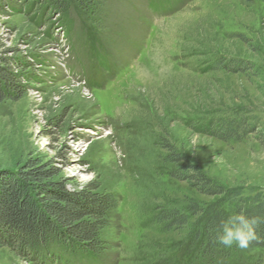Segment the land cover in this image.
I'll return each mask as SVG.
<instances>
[{
  "label": "rangeland",
  "instance_id": "obj_1",
  "mask_svg": "<svg viewBox=\"0 0 264 264\" xmlns=\"http://www.w3.org/2000/svg\"><path fill=\"white\" fill-rule=\"evenodd\" d=\"M174 3L106 0L97 14L76 6L70 28L39 8L0 12V52L26 56L36 75L23 98L0 105V170L37 158L72 190L94 182L116 194L100 264L196 263L199 218L168 231L154 217L218 197L174 169L193 165L228 188L264 189V0ZM220 57L249 68L208 70ZM241 115L257 129L239 142L188 126ZM260 252L231 251L217 264H252ZM0 264L30 263L4 247Z\"/></svg>",
  "mask_w": 264,
  "mask_h": 264
},
{
  "label": "trees",
  "instance_id": "obj_2",
  "mask_svg": "<svg viewBox=\"0 0 264 264\" xmlns=\"http://www.w3.org/2000/svg\"><path fill=\"white\" fill-rule=\"evenodd\" d=\"M105 3L106 0H0V12H6V8L24 7L29 11L39 8L40 17L57 13L70 28V15L76 6L87 14H97ZM181 3L182 0H175L171 8ZM151 4L154 11L165 7L158 2ZM247 64L220 57L211 62L208 70L241 71L249 68ZM32 68L26 56L0 52V105L18 101L28 93L29 82L36 78ZM250 120L244 115L232 119L212 117L204 122L189 121L188 126L226 142H239L255 133L256 123ZM172 160L180 161L176 156ZM171 175L188 181L202 194L218 197L205 206L193 202L183 209L162 208L154 217L168 231L187 227L190 218H199L194 224L198 228L193 240L199 248L195 253L203 259L195 255L193 263L217 264L218 257L244 250L217 245L215 228L221 219L239 211L264 220V189L228 188L193 165L174 169ZM66 181L51 163L32 157L14 171L0 170V248L13 249L30 264H100V258L109 250L102 234L111 226L119 197L101 191L94 182L72 190ZM257 235L249 249L261 252L252 264H264V223L257 228Z\"/></svg>",
  "mask_w": 264,
  "mask_h": 264
},
{
  "label": "clouds",
  "instance_id": "obj_3",
  "mask_svg": "<svg viewBox=\"0 0 264 264\" xmlns=\"http://www.w3.org/2000/svg\"><path fill=\"white\" fill-rule=\"evenodd\" d=\"M264 223L259 217L249 216L244 211L234 212L221 219L215 228L214 242L225 248L233 246L248 249L258 239L257 228Z\"/></svg>",
  "mask_w": 264,
  "mask_h": 264
}]
</instances>
